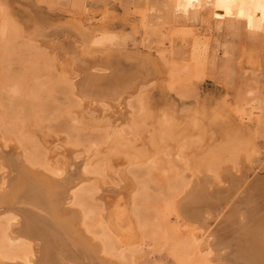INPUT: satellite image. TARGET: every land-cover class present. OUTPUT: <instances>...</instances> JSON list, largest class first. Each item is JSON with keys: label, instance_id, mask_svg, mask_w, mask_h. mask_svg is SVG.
Instances as JSON below:
<instances>
[{"label": "rangeland", "instance_id": "rangeland-1", "mask_svg": "<svg viewBox=\"0 0 264 264\" xmlns=\"http://www.w3.org/2000/svg\"><path fill=\"white\" fill-rule=\"evenodd\" d=\"M103 2L0 0V143L21 150L28 164L56 174L61 171L48 166L50 156L70 153L68 160L79 161L88 155L83 165L92 177L75 202L88 229L122 264H199L197 258L207 264L205 254L194 256L178 230L174 198L201 164L212 172L216 154L222 157L217 171L244 153L243 162L254 157L264 172V22L257 15L250 22L246 4L233 9L192 0L182 12L176 0ZM23 6L47 19H79L102 37L95 44L128 55L115 52L118 61L111 66L99 58L83 59L68 33L64 47L70 63L56 60L26 40ZM138 79L145 87L128 97L134 92L123 87ZM129 112L142 118V125L128 124ZM255 171L248 172L249 179ZM124 173L126 178L118 176ZM105 178H112L118 191L96 200ZM0 219V256L22 260L28 243L9 242L7 219ZM102 225L110 228L109 236L102 234Z\"/></svg>", "mask_w": 264, "mask_h": 264}, {"label": "bare ground", "instance_id": "bare-ground-1", "mask_svg": "<svg viewBox=\"0 0 264 264\" xmlns=\"http://www.w3.org/2000/svg\"><path fill=\"white\" fill-rule=\"evenodd\" d=\"M90 1L92 0H88V2ZM96 1L104 4L103 0ZM176 1V8L182 12H186L192 2V0ZM211 1L216 2L220 8L228 6L236 9L239 4H246L248 7L249 21L253 22L254 16L257 15L259 18L258 20L264 22V0H206V3L209 4ZM13 9H15V7ZM17 10L19 9H16V11ZM21 11L24 17L22 23L25 28L24 34L26 40L41 45L43 49H45L50 56L55 57L56 60L59 59L64 63H70L64 47L65 37L68 33L75 36L73 42L77 44V54L83 59L87 58L90 60L99 58L101 63L111 66L114 64L113 62L118 61L113 56V54H116L115 52L124 56L128 55V52L123 50L117 51L95 44L101 42L100 40L102 37L96 35L95 31L85 28L79 19L68 18L64 21L47 19L26 6H23ZM92 77L90 79H94ZM98 79H100V77ZM73 81L75 85H78L80 81L79 77L78 80L75 79ZM81 81L83 83L85 80L83 81L82 78ZM140 81V79L133 81L127 89H125L126 87H123L125 91L134 92V94L132 93L128 97L139 94L140 89L145 87V85H141ZM96 89L98 90L97 86ZM82 90L84 91V89ZM72 93L73 95L75 94L74 92ZM99 93L101 94L102 92ZM126 96L127 95H125V97ZM97 98H99V96ZM129 100L130 99L127 101ZM106 101L107 100H105V102ZM141 117L143 116L141 115ZM127 122L135 128H138L140 124L142 125V118L140 120L138 116H132L130 114ZM156 138L158 139V137ZM156 142H158V140ZM1 143L0 169L4 171L3 173L0 172V218L7 219L6 223H8V227L6 226L7 229L5 227L6 239L9 242H16L19 240L26 241L28 243V253L22 260L5 259L0 256V264H122V262H119L121 260L114 258L113 253L102 242V240L97 238L96 235L92 233V230L90 231L88 229L85 224L86 222L84 223L86 214L75 202L79 190L83 187V183L90 180L89 176L91 175H87L83 165L84 162H87L88 155H86V157L84 156V158L81 157L83 159L79 161L76 159L68 160L67 158L72 156L70 153L66 154L68 156L70 155L67 158L66 155L65 158L59 157L57 159H54L55 157L53 158L52 156H50L51 158L47 157L49 160L48 163L50 164L48 166L61 171L60 174H56L50 171V168L47 166L48 170H45L41 169L43 168L42 165L40 166L41 168H39L32 166L33 164H28L21 159V150H17L12 146L9 147L8 144L3 146ZM5 146L9 147V149H3ZM178 152L179 151H177V153ZM172 154L177 155L176 153ZM214 154L216 153L214 152ZM243 155H240V159L242 157V160H238L239 162H237V160L234 161L236 164H226L227 166L221 165L219 167L220 171H217L215 168L220 165L222 157L216 154V160L211 161L212 168H214L212 172L209 171L205 164H201V166L199 165V170L193 171L190 181L185 184L184 187L182 186V192L179 195L176 194L177 196L174 198L173 210L177 214L176 226H178V230L183 231V235L185 239L188 240L192 254L198 257L205 254L204 259H206L205 262H207V264H264V172L261 170L262 167L259 169L257 168V164L253 161L254 157H246L247 161L243 162L245 156ZM213 157L214 155L209 158V161L210 159L212 160ZM162 158H164V155ZM167 158L165 160H168L169 162L175 160L174 158ZM89 159L91 160V157ZM6 167L7 171L5 170ZM194 168L195 167H193V169ZM256 168L258 170H256ZM249 171H255L250 179L248 178ZM109 173L108 176L112 177ZM125 173L124 175L118 174V176L120 178L122 176L126 178L127 176H125ZM120 178L118 180H120ZM105 179L106 181L102 182L103 184H101V181L99 182V185L97 184L98 194L95 198L93 197L96 200H102L103 196L105 197L104 194L110 190H112V192L118 191L111 185L112 183L110 179L112 178ZM124 185L127 186V184ZM120 187L124 189L123 184L120 185ZM100 211H102V209ZM102 213L101 216L104 218ZM211 220L215 221L212 227L208 224L209 221L212 222ZM99 221L101 222V220ZM101 227L102 234L109 236L110 228L108 229L105 225H102ZM197 260L200 264V260L198 258Z\"/></svg>", "mask_w": 264, "mask_h": 264}]
</instances>
